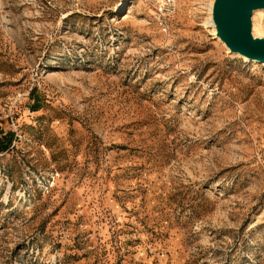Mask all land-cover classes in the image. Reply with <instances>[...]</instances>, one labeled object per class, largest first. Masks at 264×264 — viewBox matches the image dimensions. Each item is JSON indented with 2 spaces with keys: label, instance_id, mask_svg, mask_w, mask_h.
Returning a JSON list of instances; mask_svg holds the SVG:
<instances>
[{
  "label": "rangeland",
  "instance_id": "rangeland-1",
  "mask_svg": "<svg viewBox=\"0 0 264 264\" xmlns=\"http://www.w3.org/2000/svg\"><path fill=\"white\" fill-rule=\"evenodd\" d=\"M158 2L0 0V264H264V65Z\"/></svg>",
  "mask_w": 264,
  "mask_h": 264
},
{
  "label": "water",
  "instance_id": "water-1",
  "mask_svg": "<svg viewBox=\"0 0 264 264\" xmlns=\"http://www.w3.org/2000/svg\"><path fill=\"white\" fill-rule=\"evenodd\" d=\"M211 20L215 38L248 59L264 63V36L252 32L251 16L264 9V0H211Z\"/></svg>",
  "mask_w": 264,
  "mask_h": 264
},
{
  "label": "built area",
  "instance_id": "built-area-1",
  "mask_svg": "<svg viewBox=\"0 0 264 264\" xmlns=\"http://www.w3.org/2000/svg\"><path fill=\"white\" fill-rule=\"evenodd\" d=\"M154 8V15L159 26L166 30L167 19L175 12V0H159Z\"/></svg>",
  "mask_w": 264,
  "mask_h": 264
},
{
  "label": "bare ground",
  "instance_id": "bare-ground-1",
  "mask_svg": "<svg viewBox=\"0 0 264 264\" xmlns=\"http://www.w3.org/2000/svg\"><path fill=\"white\" fill-rule=\"evenodd\" d=\"M210 10H211V5H210ZM210 10H209V14H210ZM254 13H256V14H258V15H261V14H264V9H259V10H255L254 12H253V14L252 15H254ZM209 23L211 24V26L213 27V23H212V20H211V15H210V21H209ZM252 32H253V34H257L258 33V26L256 25V23H252ZM212 34H215V29H214V27H213V33ZM222 43V42H221ZM223 44V43H222ZM224 45V44H223ZM226 47V46H225ZM226 49L228 50V48L226 47ZM236 56H239V57H241V58H243L244 59V61H247V62H253V63H256V64H261V65H264V63L263 62H258V61H256V60H252V59H248L247 57H245V56H242V55H240V54H238V53H234Z\"/></svg>",
  "mask_w": 264,
  "mask_h": 264
},
{
  "label": "trees",
  "instance_id": "trees-1",
  "mask_svg": "<svg viewBox=\"0 0 264 264\" xmlns=\"http://www.w3.org/2000/svg\"><path fill=\"white\" fill-rule=\"evenodd\" d=\"M12 135V133H7L0 137V152L5 151L9 147Z\"/></svg>",
  "mask_w": 264,
  "mask_h": 264
}]
</instances>
